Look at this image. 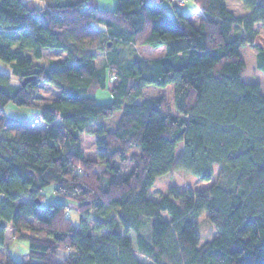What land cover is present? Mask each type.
<instances>
[{"label": "trees", "instance_id": "obj_1", "mask_svg": "<svg viewBox=\"0 0 264 264\" xmlns=\"http://www.w3.org/2000/svg\"><path fill=\"white\" fill-rule=\"evenodd\" d=\"M165 1L118 0V6L108 10L102 9L96 0H50L46 7H37L25 0H0V59L12 67L11 72L0 70V247L5 251V264H105L111 244L131 241L119 228L121 222L126 228L134 222L124 212L128 200L114 196V189L128 183L136 166L127 173L120 171L122 166L116 157L125 158L124 148H111L109 137L139 135L146 152H157L175 143L183 131L188 130L187 126H202L201 121L185 114L183 108L179 114L163 113L160 107L166 101L163 94L125 103L124 99L133 91L144 85L166 87L177 80L182 88L200 92L233 85L237 91L231 93V112L248 110L254 114L253 119L264 121L261 84L247 82L241 72L247 67L241 52L247 44L256 47L257 66L264 71V43L254 40L260 25L251 31H240L241 23L251 28L253 20L258 18L257 13H264V5L259 0H244L254 7L244 15H237L229 9L227 0H196L197 4H202L203 11L200 22L196 23L178 10V5L167 0L172 6L169 10ZM169 37L171 39H167ZM137 43L164 47L165 54L160 58L129 59L123 47ZM43 49L63 50L66 56L51 66L40 64ZM27 50H32L33 55H28ZM101 53H107V59L98 66L97 57ZM109 68L121 78L114 80L108 89L111 98L101 102L93 93L96 85L107 89L106 69ZM30 76L34 79L24 85L22 81ZM65 79L70 83H63ZM43 83H54L61 92L53 102H37ZM90 84L92 91L88 88ZM10 102L37 106L38 118L45 123V129L38 131L23 119L6 116L4 110ZM61 104L83 107L60 112L57 106ZM112 111H121L115 128L104 124L91 127L97 122L93 119L97 112L107 116ZM236 115L232 119H236ZM129 123L132 128L128 127ZM168 123L182 126L176 137L167 135ZM222 131L230 134L231 129ZM83 132L96 136L98 159L85 155ZM262 142V137L248 141L246 146L229 155V163L246 161L255 174L264 175V149L259 147ZM182 152L177 163L186 155L184 150ZM132 155L144 158V153ZM99 165L104 168L98 171ZM224 171L222 166L219 172ZM201 172L200 179L211 180L210 168H202ZM240 177L243 172L237 182ZM106 178L107 183H103ZM49 188L57 200L46 204ZM169 190L173 191L175 199L164 194L159 199L145 196L142 201H134L137 205L151 206L154 237H163L175 223L186 235H198L194 227L198 219L184 215L185 210L176 203L182 197L184 203L191 205L194 197L207 200L211 196L209 215L218 220L213 213L219 212L224 217L222 227L247 206L237 197L232 204L234 211L225 215L220 204L234 189L217 188L215 180L205 189H182L176 185ZM213 192L218 195H212ZM90 195L92 198L88 199ZM68 198L76 200V207L82 213L80 226L64 211L69 207ZM181 216L182 222L179 221ZM64 226L70 227L67 231H56L57 227ZM10 227L14 237L28 241L27 261L11 256L6 243ZM239 232L241 235L231 240L225 232H217L210 242L212 246L204 249L208 264H264V237H261L264 215H249ZM217 243L219 247L215 246ZM62 244L67 250L61 248ZM149 247L143 250L154 260L136 257L138 264H166ZM61 250L69 252L68 256L60 258Z\"/></svg>", "mask_w": 264, "mask_h": 264}, {"label": "clouds", "instance_id": "obj_2", "mask_svg": "<svg viewBox=\"0 0 264 264\" xmlns=\"http://www.w3.org/2000/svg\"><path fill=\"white\" fill-rule=\"evenodd\" d=\"M35 2L43 7L46 5L47 0H35ZM105 2L114 4L115 0H105ZM183 5L188 6L194 14L202 10V4H196L194 0H183ZM230 7L235 9L238 14H246L252 11L254 5L244 3V0H241L239 4L231 3ZM257 17L253 20L251 28L241 23L240 31H251L258 25L264 26V13H257ZM101 27L105 26L101 25ZM233 30H235V27ZM261 37H264V27L260 28L259 34L256 36L257 40L264 43ZM90 46L97 45L91 44ZM128 47L131 46L129 45ZM247 47L245 45V48ZM134 54L132 51L126 53L129 59ZM123 62L126 63L127 61ZM97 63L99 64L100 62L98 61ZM212 71H215V69ZM106 72L108 77H110L108 79L109 86L112 80L121 78L114 69H106ZM241 72L243 75H258L264 78V71L252 73L251 65L242 68ZM128 75L131 76L130 74ZM132 78L136 79V77ZM85 79L91 78L85 77ZM63 83L68 84L70 81L65 79ZM52 87L55 88L56 85L53 83ZM88 88L89 91H92L91 84L88 85ZM99 89V85H96V90L93 94L98 99H104L108 93L99 92ZM162 90L167 91L166 101L160 106L163 113L172 112L179 114L180 108H183L185 114L201 121L202 126H191L190 128L187 126L188 130L183 131L184 134L176 139L175 143H169L157 152H146L143 148L144 141L139 135L133 137L129 133V136L126 138L109 137L111 148H124L125 158H121V156L116 157L122 166L120 171L124 173L130 172L133 166H136V170L131 175L127 184H122L120 188L114 189V196H120L128 200L124 212L129 214L130 221L134 222H131L127 228L121 222L119 228L124 235L131 237V241L111 244L108 247L105 264H138L136 257H139L141 260H154L151 255H148L143 250L145 246L149 247V245H151L149 248H152L166 264H208V257L205 255L204 249L212 246L210 242L213 241L215 233L223 231L227 238L231 240L234 236L241 235L239 228L249 215H264V212L260 211V209H264V175L255 174L246 161L229 163L228 160L231 153L237 148L246 146L248 141L255 140L257 137L264 138V121L253 119L254 114L248 110L237 109L236 113L238 115L231 112L229 108L232 97L231 93L237 91L233 85L220 89L211 88L203 92L187 87L182 88L179 80L174 85H169L166 89L144 85L140 90L133 91L130 96H127L124 102L134 103L137 99H144L146 95H158ZM260 90L264 91V80H262ZM43 94L49 95L48 93ZM169 104L171 107H169ZM92 106H95L94 103ZM9 107L12 108L14 105H9ZM57 107L60 112H63L68 108L80 109L83 106L61 104ZM38 110L34 108L25 109L28 112ZM86 114L91 115V113ZM233 115H236V119H232ZM120 116V113L117 111H112L107 116H104L102 112H97L93 119H102L109 122V126H115ZM129 119L130 117L126 119V123ZM128 127L132 128L133 125L129 123ZM181 127H178L175 123H168L166 133L171 137H176L177 132L181 131ZM224 128L231 129L230 134L223 132L222 129ZM125 140L128 143H125ZM259 147L264 149V142L260 143ZM181 150H184L186 155L177 163V155ZM89 151H95V146L89 149ZM134 152L144 153V158L141 159L139 156L133 157L132 154ZM222 166L225 171L220 173L219 169ZM202 168L211 169V180L216 181L217 188L223 186L224 188L234 189L233 194L220 204L221 211L225 215H229L234 211L232 204L236 201L237 197L240 198L239 202H243L247 206L242 207L232 217L231 221L226 222L222 227L221 223L224 221V217L220 216L219 212L213 213L219 217L218 220L213 219L212 215H209L212 211L209 206L211 196L207 200H200V198L194 197L191 205L184 203L185 199L182 197L177 199L176 203L180 205L181 209L185 210L184 215L193 216L198 219L199 223L194 226L198 229V235L195 233L191 236L186 235L178 230L175 223L163 237H154V229L151 222V206L147 204L137 205L134 201H142L145 196L152 195L162 198V194L156 192L157 188L163 189V193L175 199L173 191H170L168 188V184L176 181L183 186L186 182L191 181L195 186L202 175ZM80 170L84 171L82 168ZM241 172H243V177H240L239 182H237V177L240 176ZM92 182L97 183L95 180ZM208 182L204 181V183ZM103 183H107V178ZM48 192L50 195L52 194L51 189ZM242 192L243 195H241ZM92 195H95V193ZM212 195L217 196L218 194L213 192ZM87 198L91 199L92 196L90 195ZM71 203L76 204V200H73ZM217 203L219 204L220 202L217 201ZM197 204L200 205L198 208L196 207ZM253 208H256L257 211L253 212ZM64 211L67 215L71 216L73 221L79 222L80 212H71L68 209ZM171 214L168 213V215ZM89 219H91V216ZM182 220L183 216L179 218V221L182 222ZM68 227L70 226L57 227L56 231H67ZM261 237H264V235H261ZM215 246L219 247L220 244L217 243ZM61 248L64 249L63 244ZM197 249H201V251H197ZM20 250L24 251L26 249L20 248Z\"/></svg>", "mask_w": 264, "mask_h": 264}, {"label": "rangeland", "instance_id": "obj_3", "mask_svg": "<svg viewBox=\"0 0 264 264\" xmlns=\"http://www.w3.org/2000/svg\"><path fill=\"white\" fill-rule=\"evenodd\" d=\"M25 1L26 2L30 1V2L34 3L37 7L38 6L42 7L39 3H36L35 0H25ZM96 1L98 2V4L100 5V7L102 9L104 8V9H108V10H114V8H116L118 6V4H119L118 0H115L114 4L106 3L105 0H96ZM240 2H241L240 0H227V4H228L229 9H232V11L235 12L237 15H244V14H238V12L235 9L230 7L231 3L239 4ZM259 2H261L264 5V0H259ZM194 3L197 4L196 0H194ZM46 5H44L43 7H46ZM165 5L167 7H169V10H172V8H171L172 6H171V3L169 1L166 0L165 1ZM178 10L184 11L196 23L200 22V19L202 18V15H203V11L202 10L200 12L194 14L189 9V7L185 6V5H183V6L179 5ZM261 27L262 26H260V28ZM258 34H259V32L257 33V35ZM256 36H255L254 40H256V42L262 44L259 40L256 39ZM261 39L264 40V37H261ZM128 46H129L128 44H127V46H124L123 50L125 52V55L129 51L134 52L135 54L132 55L131 57L140 56V57H143V58H146V59H149V58L150 59L151 58H160V56H162L165 53L164 47L154 48V47H151L150 45L147 46V45H142V44H138V43L135 44V45H130L131 47H128ZM247 46H248L247 48H245V46H244L241 49V52L244 55L245 63H247V66L251 65L252 73H256L257 71H262V70H260L258 68L257 62H256V54H257L256 47L255 46H251L249 44H247ZM27 54L28 55L29 54L33 55L32 50H27ZM106 55H107V53H101V54L98 55L97 62L98 61L100 62L99 64L97 63L98 66H102L105 63V61L107 59ZM65 56H66V53L63 50H59V49H44L43 56L40 58V60L38 62L40 64L42 63L44 65H50L51 66V64H55L56 61L62 60ZM126 57H128V56L126 55ZM0 70L5 71V72H11V70H12L11 64L3 62L0 59ZM107 79H110V77H108V75H107ZM246 80H247V82L249 81V82L261 84L262 80H264V78H262V77H260L258 75H246ZM113 81L114 80L111 81V85L113 84ZM110 86H109L108 81H107V89H105V90L99 89V92H107L108 93V95L104 99H98L97 98L99 101L107 102V100H109L111 98V94H110V92L108 90V89H110ZM151 86H154V85H151ZM168 86L159 87V88L166 89ZM99 92H98V94H99ZM262 92L264 94V91H262ZM38 93H39V95H38V98H37V102L40 103V104L53 102V100L57 99L58 96L61 94V92L59 90H57L56 87L55 88L52 87V84H50V83H43L41 85L40 90H39ZM43 93H48L49 95H44ZM161 94L165 95L166 98H167V91H165V90L160 91V93L158 95H155V96H159ZM145 97H151V95H146ZM9 105H14V107L10 108ZM28 108L38 109V107L35 106V105H31V106L21 105L20 106V105L15 104L14 102H10L8 104V106L4 110V114L6 116L16 117V118H18L20 120L23 119L26 122L30 123V125L33 126L36 130L43 131L46 126H45V123L42 122L38 118L37 113H38L39 110L38 111H32V112L25 111V109H28ZM119 113L121 115V111H119ZM0 115H1V113H0ZM117 123L118 122L116 121L115 126H109V122L101 119V120H97V122L95 124H93L91 127L96 128L99 125L104 124L107 127L115 128L117 126ZM83 133H86V134H81L82 135V144L84 146L85 155L89 156L91 158H94V159H98V156H97V145H96V136L93 135V134H90L88 132H83ZM94 146H95V151H89V149H92ZM182 151L183 150H181L180 153H178L177 158H179L182 155V153H183ZM103 168H104V166H100L99 165L98 171L102 170ZM204 181H206V180L199 179L196 182L195 186L193 185V183L191 181L186 182L185 185H183V186H181L176 181H172V182H170L168 184V188H170L172 186H176V185L181 187L182 189L183 188H187V187H191L194 190L208 188L209 185H211V180H209L208 183H204ZM49 189H51V188H49ZM51 192H52L51 195L49 194V192H47V197H46V201H45L46 204L50 203L51 201L57 200V197L53 194V190L52 189H51ZM156 192L161 193L162 195L166 194V193H163V189H161V188H157ZM150 197L153 198V199L161 198L160 196H155V195H152ZM67 201L69 202V207H68L69 211H71V212H80L81 213V211H78V209L76 207V204L71 203L73 200L68 198ZM81 219H82V213L80 215L79 222H75L71 218L72 222H74L77 226H80ZM198 223H199V221H198ZM13 231L14 230L10 227L9 230L7 231V233H6V236H7V247H9V252H10L11 256L14 259H17L19 261H27L29 259V257H28V252H29V249H30L29 243H28L27 240H20V239L14 237L13 236V233H14ZM216 234L217 233H215V235ZM20 248H25L26 250L22 251V250H20ZM59 256H60V258H64L67 255H66L65 251L61 250L60 253H59ZM5 259H6L5 258V251H4V249L2 247H0V264H5Z\"/></svg>", "mask_w": 264, "mask_h": 264}, {"label": "built area", "instance_id": "obj_4", "mask_svg": "<svg viewBox=\"0 0 264 264\" xmlns=\"http://www.w3.org/2000/svg\"><path fill=\"white\" fill-rule=\"evenodd\" d=\"M175 5H183V0H170Z\"/></svg>", "mask_w": 264, "mask_h": 264}, {"label": "water", "instance_id": "obj_5", "mask_svg": "<svg viewBox=\"0 0 264 264\" xmlns=\"http://www.w3.org/2000/svg\"><path fill=\"white\" fill-rule=\"evenodd\" d=\"M31 79H34V77H27V78H25L23 81H22V83L24 84V85H26L27 84V82H29Z\"/></svg>", "mask_w": 264, "mask_h": 264}, {"label": "crops", "instance_id": "obj_6", "mask_svg": "<svg viewBox=\"0 0 264 264\" xmlns=\"http://www.w3.org/2000/svg\"><path fill=\"white\" fill-rule=\"evenodd\" d=\"M49 1H50V0H47V3H46V4H48ZM64 1H65V0H64ZM164 49H165V48H164ZM43 50H44V49H43ZM164 54H165V53H164ZM164 54H163V55H164ZM163 55H162V56H163ZM6 243H7V239H6ZM65 253H66V255L68 256V253H69V252L65 251ZM67 256H65V257H67ZM65 257H64V258H65Z\"/></svg>", "mask_w": 264, "mask_h": 264}]
</instances>
